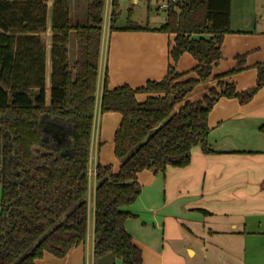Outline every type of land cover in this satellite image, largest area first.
<instances>
[{"label": "trees", "instance_id": "16d2710c", "mask_svg": "<svg viewBox=\"0 0 264 264\" xmlns=\"http://www.w3.org/2000/svg\"><path fill=\"white\" fill-rule=\"evenodd\" d=\"M47 1L0 0V264H36L46 253L63 259L88 237L90 149L105 4L53 1L48 84L49 53L43 40ZM112 2L111 32L175 36L163 80L137 89H109L107 72L100 99L101 114L122 116L114 139L121 166L117 173L112 166L96 167L94 257L97 261L113 254L123 264H142V251L125 228L133 217L125 208L142 192L138 174L186 168L196 147L212 154L208 120L214 106L222 98L250 103L264 88V64L255 66L257 84L245 92L223 80L247 69L246 55L236 57L230 72L214 77L225 59L224 38L233 33L232 0H179L180 9H170L157 28L130 20L117 27L120 2ZM185 54L197 64L180 73L178 62ZM213 79L216 87L200 100L188 101L198 85ZM140 94L148 95L144 102L137 100ZM46 120L62 127V143L43 131ZM260 130L264 134V126Z\"/></svg>", "mask_w": 264, "mask_h": 264}, {"label": "crops", "instance_id": "0c3cea01", "mask_svg": "<svg viewBox=\"0 0 264 264\" xmlns=\"http://www.w3.org/2000/svg\"><path fill=\"white\" fill-rule=\"evenodd\" d=\"M47 4L50 12L53 0H48ZM261 20L264 21V17ZM250 22L242 29L234 28L232 13L233 33L225 36L222 45L225 59L214 69V77L224 75L236 67L237 56L246 55L247 69L223 80L234 83L239 92L256 86L255 66L264 64V29H252ZM159 26L150 25L151 28ZM51 27L48 16V31L44 37L49 53L48 84ZM102 37L99 72L102 65L103 73L98 76L89 168L112 166L117 173L121 161L114 154V139L122 116L100 112L105 75L108 72L109 89L124 85L137 89L149 81L163 80L167 74L169 43L175 36L110 31L107 61L103 53L106 41L103 31ZM69 47L74 60V40ZM196 64L193 57L185 54L178 62V72L190 71ZM217 83L213 79L198 85L188 101L200 100ZM147 97L140 94L137 100L144 102ZM208 124L212 154H204L196 147L191 153V164L186 168L170 167L163 174L151 171L138 174L142 192L134 205L125 208L133 216L126 221L125 228L142 251V264H264V134L260 130L264 126V88L246 105H241L237 99L222 98L210 113ZM96 185V178H90L88 203L91 201L93 205V210L89 207L93 220L88 236L90 232L91 241L88 238L85 245L71 250L63 259L46 253L36 264H96ZM1 197L0 186V202ZM182 230L187 234L186 257L174 247L175 241L184 235ZM115 264L123 263L116 259Z\"/></svg>", "mask_w": 264, "mask_h": 264}, {"label": "rangeland", "instance_id": "374dc122", "mask_svg": "<svg viewBox=\"0 0 264 264\" xmlns=\"http://www.w3.org/2000/svg\"><path fill=\"white\" fill-rule=\"evenodd\" d=\"M52 1V0H50ZM54 1V0H53ZM81 0H78L77 2H80ZM104 1L105 7H104V26H103V33H104V56L105 61H107L108 58V38L110 34V17L112 12V0H102ZM163 0H151V4L148 3V0H137V3H133V0H119V8H118V20L116 23V26L121 28L127 25L128 21H133L135 23H138L141 26H145L147 24L150 25H162L166 21L167 14L159 9V5L161 4ZM76 2V3H77ZM84 4V2L82 3ZM232 13H233V19H234V28L237 27L238 29H242L245 27L247 21H251L252 23V29L256 27V29L261 30L264 29L262 26L264 25V21L261 20V18L264 17V0H233L232 3ZM83 6V5H82ZM52 9L49 12V25H52ZM47 35L45 34L43 36V40L45 41L44 37ZM70 58L73 57V54L69 55ZM102 65L100 68V76L103 73L102 72ZM100 125V122H99ZM101 126V125H100ZM99 126V127H100ZM90 201V197H89ZM90 210H93V205L91 201L88 203ZM93 217L90 213L89 216V222H88V230L91 231V223H92ZM183 235L182 238L178 239L174 243V247L179 250L185 257H186V230L181 231ZM89 238V241H91V233L89 232V236L87 237V240ZM200 253H197L198 257H200Z\"/></svg>", "mask_w": 264, "mask_h": 264}, {"label": "water", "instance_id": "95a60500", "mask_svg": "<svg viewBox=\"0 0 264 264\" xmlns=\"http://www.w3.org/2000/svg\"><path fill=\"white\" fill-rule=\"evenodd\" d=\"M45 126L43 131L45 133L51 134L54 136V138L56 140H58V142L62 143V141L65 139L64 134L62 133V127L57 125V124H53V122H50L48 120H46ZM68 154V152L66 153ZM116 258L113 254H108L100 259H98L96 261V264H115Z\"/></svg>", "mask_w": 264, "mask_h": 264}, {"label": "built area", "instance_id": "2783aa9c", "mask_svg": "<svg viewBox=\"0 0 264 264\" xmlns=\"http://www.w3.org/2000/svg\"><path fill=\"white\" fill-rule=\"evenodd\" d=\"M178 2L179 0H163L161 2V4L159 5V9L164 11L165 13H167L170 9H174V10H177V9H180V7L178 6ZM134 3H137V1L135 0ZM90 178L95 177L96 175V170H92L90 169Z\"/></svg>", "mask_w": 264, "mask_h": 264}]
</instances>
